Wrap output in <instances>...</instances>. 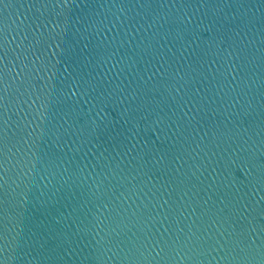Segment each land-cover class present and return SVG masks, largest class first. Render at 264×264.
Segmentation results:
<instances>
[{"label": "water", "instance_id": "obj_1", "mask_svg": "<svg viewBox=\"0 0 264 264\" xmlns=\"http://www.w3.org/2000/svg\"><path fill=\"white\" fill-rule=\"evenodd\" d=\"M0 264H264V0H0Z\"/></svg>", "mask_w": 264, "mask_h": 264}]
</instances>
